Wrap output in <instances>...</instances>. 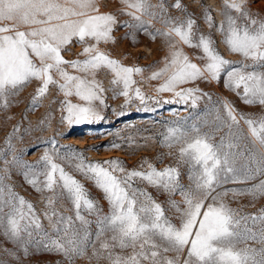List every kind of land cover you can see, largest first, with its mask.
Listing matches in <instances>:
<instances>
[{"label": "snow or ice", "instance_id": "6c2138e0", "mask_svg": "<svg viewBox=\"0 0 264 264\" xmlns=\"http://www.w3.org/2000/svg\"><path fill=\"white\" fill-rule=\"evenodd\" d=\"M121 3L124 7L120 12L131 18L122 24L133 30L129 33L133 39L135 32L142 31L152 39L164 38L167 44L163 67L149 76L163 80L158 93L172 94L162 103L196 109L204 98L211 102V121L197 117L200 123L189 124L188 118L182 117L168 122L161 134L162 144L179 146L178 164L189 166L190 184L181 183L178 166L157 168L145 159L139 168L128 169L118 158L89 161L55 137L42 141L44 151L36 161H26L23 150L17 152L12 144L13 134L19 131L17 125L6 137L7 151L0 149V230L25 256L32 248L63 254L70 262L91 247L92 257H104L110 264H264V207L238 215L223 199L228 191L247 192L254 199L264 196V179L243 190L218 191L229 182L264 176V116L253 118L227 98L213 101L211 94L199 87H185L200 80L223 79L224 86L243 103L264 106V18L252 13L249 0H223L224 20L219 25L205 9L208 28L215 27L227 48L243 58L232 61L218 51L210 34L199 31L191 15L184 19L171 16L165 0L158 4L151 0ZM171 7L186 12L181 0H174ZM157 19L164 28L150 31ZM2 21L9 23L0 25V107L7 108L8 97L36 81L31 110L39 107L54 86L63 97L54 101L60 105L62 122L70 126L97 122L103 119L101 109L108 107L103 83L96 78L101 70L112 76L113 98L124 97L122 108L136 100L143 105L161 103L147 95L134 78L144 68L127 66L100 47L115 42L113 32L121 22L112 12L100 11L97 0H0ZM73 41L84 45L83 58L68 60L63 55ZM184 46L199 50L195 59L203 63H196ZM241 122L247 125V134ZM205 126L208 131L202 130ZM223 129L226 133L214 142L215 134ZM111 147L120 145L113 143ZM66 165L103 193L110 206L108 213L102 212ZM12 169H17L36 192L51 193L45 197L50 211L44 215L52 222V234L43 228L33 203L7 182ZM141 184L168 195L167 203L178 214V223ZM177 194L180 201L172 198ZM61 198L71 202L74 217L55 208ZM84 213L96 217L94 238L89 227L93 221ZM117 248L121 252H116ZM126 249H131L130 254H122ZM5 251L19 259L15 252ZM170 252L175 256H168Z\"/></svg>", "mask_w": 264, "mask_h": 264}, {"label": "rangeland", "instance_id": "374dc122", "mask_svg": "<svg viewBox=\"0 0 264 264\" xmlns=\"http://www.w3.org/2000/svg\"><path fill=\"white\" fill-rule=\"evenodd\" d=\"M160 0H151L152 4H158ZM174 0H165L168 6L169 14L173 17H180L181 19L191 15L199 27V31L208 35L210 34L215 41L218 51L227 59L232 61H241L243 58L238 54L232 53L227 46L223 43L222 34L216 28L209 29L204 21V11L208 9L211 11L217 25L224 20L223 0H181L182 4L186 7V12L177 10L171 7ZM102 12H112L117 16L118 21L121 23L114 29L113 35L115 37L114 43L101 44L100 47L107 51L112 57L120 60L127 66H140L145 69L142 74L136 75L138 86L149 96L157 97L161 103L157 104L149 101L147 105L141 104L138 100L134 101L127 108H122L124 104L123 96H116L113 98V86L110 83L112 76L107 70H101L97 73L96 78L103 83L106 94V102L108 107L101 109L103 119L93 123H82L78 125H68L61 121V111L58 101L62 99V94L58 92L56 87H51L50 92L41 99L39 107L31 110L29 105L31 97L34 94L38 82L32 81L27 86L23 87L16 95L8 97V107H0V149H5L6 137L13 133L14 126H19V131L15 132L12 137V144L15 146L17 152L23 150V159L29 162L36 161L44 151V144L51 137H55L59 144L70 145L75 150L83 153L89 161H104L111 158H118L125 162L128 169L139 168L143 161L146 159L155 164L157 168L165 166H178L180 169V180L184 185H189V166L186 163L178 164V147H167L161 143L162 133L165 132L168 122L175 121L179 118H188L187 122L200 123L197 117L201 119L207 118L211 121L213 115H208V109L211 107V102L207 98L199 101L197 108H185L181 104H164L165 99H171V93H158L157 87L163 80H151L149 76L152 71L163 67L164 57L168 55V47L164 38L157 36L152 39L149 35L142 31L134 33L135 38L129 33L130 30L123 26L122 22L130 20L131 18L120 12L124 7L121 0H97ZM249 8L254 15L259 18H264V0H249ZM235 15V13H233ZM8 21L0 22V25L7 24ZM164 28L160 20H153V28ZM92 43V41H89ZM84 45L73 41L68 46L63 55L66 59L72 60L80 56ZM184 51L194 59L196 63H203L201 60L195 59L199 54V50L184 46ZM69 71L72 69L69 68ZM185 87H199L212 96V100L227 98L234 106L243 113L248 114L253 118L264 116V106L259 104L248 105L243 103L235 92L227 89L224 86L223 79L219 82L212 81L206 82L203 80L195 82V84H188ZM73 102H77L76 97L71 98ZM3 101L0 100V104ZM149 110H145V109ZM123 113V114H121ZM45 121L41 124V121ZM241 126L247 134V125L241 122ZM203 131H208L209 127L205 126ZM227 129H223L215 134L214 142H219L220 137L226 133ZM119 144L120 147L113 148L111 145ZM244 143H248L247 140ZM171 153V154H170ZM10 158V157H9ZM0 161V167H2ZM66 170L72 172L89 190L91 198H93L100 206L103 213H108L109 204L104 198L103 193L93 184L79 173L66 165ZM264 179V176H259L255 179L248 180L240 183H226L218 191H225L230 189H246L253 184ZM12 184L14 190L20 195L24 196L27 200L31 201L40 216L43 228L52 234V222H50L44 215L45 212L50 211L46 207L45 197L51 193H38L26 181L17 169H12L11 178L7 181ZM144 187L152 193L153 197L166 208V214L178 223V214L175 209L171 208L167 201L168 195L157 191L155 188L146 184L139 185ZM173 199L180 201L181 197L177 194ZM224 202L229 207L236 209L238 215L256 213L258 209L264 207V196H258L255 199L250 193L238 192L234 194L228 191L227 195L223 197ZM55 208L64 213L74 217V210L71 202L67 199H59ZM7 211V209H5ZM89 220L93 223L89 226L93 233L96 231V224L94 215L84 213ZM78 226V222H77ZM249 226L251 222H249ZM248 243L259 248L260 245L249 241ZM99 245H97L98 247ZM244 245H241L243 247ZM5 249L15 252L19 259H16ZM116 252H121L116 249ZM131 249L123 250L122 254H130ZM168 256H175V253H168ZM92 249L89 247L86 253L82 256H75L70 262L63 254L49 253L44 251H35L29 249V255L25 256L22 251L18 250L17 245L10 241L3 235L0 230V262L3 264H110V262L101 257L97 259L92 257Z\"/></svg>", "mask_w": 264, "mask_h": 264}]
</instances>
